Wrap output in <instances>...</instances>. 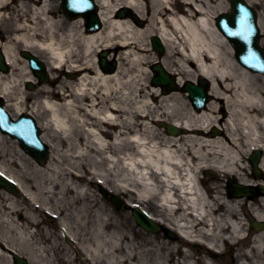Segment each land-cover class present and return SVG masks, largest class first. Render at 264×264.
<instances>
[{
    "label": "bare ground",
    "instance_id": "6f19581e",
    "mask_svg": "<svg viewBox=\"0 0 264 264\" xmlns=\"http://www.w3.org/2000/svg\"><path fill=\"white\" fill-rule=\"evenodd\" d=\"M16 1L0 0V23L10 34L5 42L0 35V50L11 67L8 73L0 70V95L17 113L46 115L44 138L51 156L44 166H23L25 176L0 163V171L14 179L22 192L20 197H6L0 189V264H13L14 253L26 254L32 264H147L150 252L155 256L152 264H167L166 254H173V248L153 236L146 241L151 248L139 256L136 246L125 244L128 236L113 225L90 188L84 189V183L100 175L106 183L114 181L109 177L116 176V168L131 174L118 178L124 193L141 205L162 201L164 210L155 205L159 215L194 239L198 250L205 245L219 249L227 239L236 241L246 231L248 213L264 221V196L254 200L250 209L249 201L229 200L218 187V195L210 200L200 183V173L211 169L217 174L235 170L244 184H264V178L247 171V164L241 166L246 153L264 149V84L254 79L258 73L237 62L233 46L218 27L227 1L96 0L103 27L94 32L85 29L83 16L77 25L75 19L60 14L52 0ZM249 1L264 7V0ZM121 6L146 18V25L140 26L131 15L115 13ZM175 6H181L182 12ZM154 35L166 52L149 59L154 48L147 40ZM23 50L49 58L51 80L60 81L53 88L43 85L32 109L27 107L29 93L20 86L36 82L37 77L29 60L21 56ZM103 50L108 51V64L118 63L114 72L99 66ZM152 61L177 75L180 85L195 81V73L208 78L213 98L207 108L199 112L187 108L178 114L184 108L179 92L151 90L145 80L143 66ZM59 70H71L75 79L62 82L54 75ZM159 98L163 104H156ZM165 105H173L167 111L177 116L170 122L189 128L188 133L177 138L159 132L151 122L140 123L154 112L164 120L159 113ZM213 127L221 134L211 135ZM4 138L0 133V154L8 157L10 166L21 168ZM104 165L110 173L102 169ZM260 167L263 173L264 156ZM237 207L247 210L245 218ZM46 210L61 214L57 224L63 233L67 227L75 240L71 247L43 226L38 212L45 216ZM40 229L43 237L36 240ZM251 235L252 248L244 256L249 264H264V230ZM174 264L181 263L174 260Z\"/></svg>",
    "mask_w": 264,
    "mask_h": 264
},
{
    "label": "rangeland",
    "instance_id": "374dc122",
    "mask_svg": "<svg viewBox=\"0 0 264 264\" xmlns=\"http://www.w3.org/2000/svg\"><path fill=\"white\" fill-rule=\"evenodd\" d=\"M19 2V1H18ZM52 4L55 6V8L57 9V11L60 13V5H61V1L60 0H53V2H52ZM255 8L259 11V14L260 13H264V7H262V5L261 4H259V5H255ZM227 10H229V6L227 7ZM61 14V13H60ZM146 22V21H145ZM77 25H79V24H81L82 23V20H77ZM1 27V26H0ZM1 35H4L5 36V41H6V37H8L9 36V33L8 32H4V31H2V33H1ZM148 41H150L149 39H148ZM41 54V53H40ZM158 54L156 53V51H154V50H152V52H151V55L149 56V59H152L153 57H156ZM41 56V58L44 60V59H46L47 60V58L46 57H44L42 54L40 55ZM151 65H152V62H148L147 64H144V71H145V75H144V77L146 78L145 80L147 81V83H149V84H151V81H152V77H153V75H152V73L150 72L151 70H150V68H151ZM195 72H197V71H195ZM65 73V71L64 70H61V72H55L54 73V75L55 76H59L60 77V79H61V81L63 82L65 79H68L67 78V74L65 75L64 74ZM255 78L254 79H256V81H260V84L261 85H263L264 84V77L262 76H259V75H256V76H254ZM72 79H75L74 77H72ZM195 79H196V81H198V77H197V75H196V73H195ZM55 81L52 83V82H49L48 83V85H50L51 83L53 84V87H56L59 83H60V81H59V79H54ZM41 87L42 86H39L38 87V85L36 86V89L35 90H31L32 91V93H30L31 95H36V94H39V90L41 91ZM153 87L151 86V89H152ZM28 91V90H27ZM30 91H28V93H29ZM179 94H180V96L181 97H183V105H184V108H182L181 110H179V112H178V114H180V113H183V112H185L186 110H187V108H191V106H192V104H191V101L189 100V98H188V95H186L184 92H179ZM37 97V96H36ZM36 101H37V99L36 98H32V101L30 102V106H32L33 108H34V105L36 104ZM167 102H165V104H166ZM156 104H163V101H162V99L160 98L159 99V101H157L156 102ZM185 105H186V107H185ZM171 106H173V105H165L164 107H163V109H161V111H160V113H159V115L161 114V116L163 117V118H165L166 120H168V121H171V120H174V119H176L177 118V116H173V114H172V112H168L167 110H168V108L169 107H171ZM9 108H11L12 110H13V114H15L14 113V109L12 108V107H9ZM8 108V109H9ZM10 110V109H9ZM12 113V112H11ZM165 113V114H164ZM36 118H37V120H38V122H39V125H40V127H41V130H42V133L44 134L45 133V131H44V128H43V126H42V123L41 122H44L47 118H46V115L44 114L42 117H39L38 116V114L37 113H34L33 114ZM16 116V115H15ZM158 130H159V132H163L164 130L162 129V124H160V122H159V124H158ZM49 134H52V133H49ZM149 135V134H148ZM51 137H54L53 135H51ZM5 145L7 146V148L9 149V152H10V156H13V158L14 159H16V161L18 162V163H20L21 165H22V167L20 168V167H17V166H15V165H11L10 166V164H9V162H8V157H4V156H2L1 154H0V163H2V164H6L7 165V167H10V169H12L14 172H16V173H18V174H20V175H24L25 176V174L26 173H24V167L23 166H31L33 163H34V158L32 157V155H30V154H27V153H25L23 150H21L20 149V143L18 142V141H15L13 138H11V137H9V136H6L5 137ZM18 152V153H17ZM12 158V157H11ZM108 169V173H110V168L108 167V165H106V167H105V165L102 167V169ZM21 170H23V172L21 171ZM249 170H250V168H249ZM121 172H123V175H120L121 174ZM115 173H116V176H114V177H109V178H111V179H114V181H110V182H108L107 183V186H108V190H110V189H113L115 186H117L116 185V183H118L119 181H118V178H121V177H123V176H125V175H127V176H131V174H130V171H123L121 168H116L115 169ZM120 173V174H119ZM108 176V175H107ZM203 176H204V179H203V181H204V184L207 186V187H212L213 186V188L215 187V186H219V189L221 190V191H223V193L225 194L226 193V191H227V189H225V184H226V182L228 181V180H238L237 178H231L230 176H226V175H223L222 173L220 174V175H218V174H216V172L215 171H212V172H210V173H205V174H203ZM89 187H90V190H91V192L95 195V197H97V201L98 202H100V205H103L106 209H107V213L110 215V217H112V221H113V225H119L120 226V228H121V230H122V233H124L126 236H128V239H126L125 240V244L126 243H128V242H130V243H132L134 246H136V252L138 253V252H140L139 253V256H145L144 255V251L143 250H147L148 248H151V247H149V245H146L147 243H145V240H150L151 241V237L149 238L147 235L148 234H143L144 232V230L142 229V228H140L137 224H136V222H135V220H134V217H133V215H132V212H131V210L130 209H128V207L126 208L125 207V209L123 208H121L120 210H116L115 208H114V206H113V203H112V201H111V199L110 198H108V199H104L103 198V196H102V194H101V192H100V185L97 183V182H95V183H92L91 185H89ZM110 188V189H109ZM0 189H2L1 191L4 193V195L6 196V197H8V195H10L9 194V191H7L6 190V188H4L3 186H1V188ZM116 194H119V195H122L123 197H125L121 192H120V190L119 191H114ZM216 192L214 191L213 192V194H215ZM3 195V196H4ZM258 198V197H257ZM256 198V199H257ZM155 201H152L151 203L149 202L148 203V206H149V208H151L153 211H155V210H157L156 209V207H155ZM250 207V209H251V205L249 206ZM245 211V210H244ZM40 216V215H39ZM249 216H250V214H249ZM16 217H19V215L17 214L16 215ZM250 218H251V220H253L252 219V217L250 216ZM40 219L41 220H43L44 221V223H46V226L47 227H49L48 228V231H54L56 234H59V235H61V232H60V230L58 229V226H57V223H56V220H53V219H51V218H48V219H45V218H43V217H41L40 216ZM59 221V220H58ZM247 226H248V224H247ZM34 229H36L35 227L33 228V230ZM143 230V231H142ZM141 233V234H140ZM159 235H161V236H159L160 238V241H168L167 239L165 240V239H162L163 237H164V232H162V233H160ZM41 237H43V231L40 229V233H38L37 234V236L35 237V239L36 240H39ZM62 238H61V243H63V244H65V245H69V243H68V241L66 240V238L64 237V236H61ZM178 239V238H177ZM147 240V241H148ZM154 244H156V243H154ZM242 244H252V242H251V239L250 238H248L247 240H244V241H241L240 243H239V245L240 246H238V250L241 252V251H243L242 250V248H243V246H241ZM171 245V247L172 246H176L177 248L179 247V241L178 240H172V244H170ZM174 246V248H175V252H174V254H173V258H175L176 260H182V256H180L179 255V252L177 251V248ZM166 247V246H165ZM194 249L197 253H199V256H201L202 257V255H203V253L205 252V249L204 250H198L197 251V248H195L193 245H191V249ZM231 249H233V245L232 244H230L229 243V245H228V247L226 248V255H225V257L223 258V260L227 263V264H230V259H229V255H230V251H231ZM184 253V252H183ZM157 254H158V252H157ZM182 254V253H181ZM183 255V254H182ZM186 256V255H185ZM183 257H184V255H183ZM155 258V256L154 255H151V252H150V256H149V261H148V263L147 264H152V261H153V259ZM170 258V257H169ZM49 264V263H48Z\"/></svg>",
    "mask_w": 264,
    "mask_h": 264
},
{
    "label": "water",
    "instance_id": "95a60500",
    "mask_svg": "<svg viewBox=\"0 0 264 264\" xmlns=\"http://www.w3.org/2000/svg\"><path fill=\"white\" fill-rule=\"evenodd\" d=\"M93 23H95L94 25H93ZM91 24H92V26H95V25H97L98 24V18H97V16L95 15V14H93V18H92V20H91ZM241 46V45H240ZM156 68L157 69H159L160 70V72H161V75H160V77H158V78H156L155 80H154V82L156 83V84H159V83H161V84H163V85H168L169 86V88H173V87H176V85H175V82L173 81V80H171L170 78H169V76L163 71V69H162V67L160 66V65H158V66H156ZM202 84H206V81H202ZM186 89H189V91L191 92V96H192V98H193V100L195 101V105H196V107H201L202 105H203V97H204V95H205V91H204V89L203 88H201V87H198V86H196V85H193V84H188L187 86H186ZM32 149H34V148H32ZM35 150V149H34ZM36 151V150H35ZM36 153H37V151H36ZM38 154V153H37ZM39 155V154H38ZM3 183H5L7 186H12V185H10L9 183H7L5 180H1ZM142 218L143 217H139L138 216V219H139V221L143 224V225H145L148 229H152V226L150 225V224H147L145 221H143L142 220ZM18 260H19V264H27L26 262H25V260H23V259H21V258H18Z\"/></svg>",
    "mask_w": 264,
    "mask_h": 264
}]
</instances>
